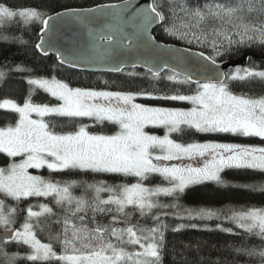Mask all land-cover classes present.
<instances>
[{
	"label": "snow or ice",
	"instance_id": "6c2138e0",
	"mask_svg": "<svg viewBox=\"0 0 264 264\" xmlns=\"http://www.w3.org/2000/svg\"><path fill=\"white\" fill-rule=\"evenodd\" d=\"M130 6V0H124L122 6L65 8L48 15L36 7L0 3V25L12 21L38 23L41 35L35 47L45 55L53 50L61 65L76 66L72 54L66 55L51 41L49 34L55 32L57 23L84 22L93 14H104L106 8L119 11L111 14L113 23L90 31L97 55L89 63L109 59L114 44H122L124 39L129 45L143 40L152 48L163 47L150 34L153 25H163L165 33L189 45L211 50L205 55L204 51L192 53L190 48L175 49L177 55L170 59L145 61L150 80L171 82L175 86L172 94H157L155 83L152 91L141 88L135 92L73 87L53 75L28 79L29 95L23 104L11 99L0 101V109L18 114L14 124L0 126V154L20 158L0 167V264H18L20 253L6 250L13 242L18 247L27 246V255L20 264H164L168 231L164 218L170 214L190 220L215 218L231 222L234 228H222L220 224L216 227L228 233L243 230L241 244L233 249L235 253L264 264V207L224 211L186 208L179 203L191 185L206 181L227 185L229 181L222 176L225 169L264 174V146L216 140L185 143L171 138L194 130L264 141V95L236 93L230 87L232 82H264V70L236 66L224 72L217 63V57L230 54L233 48L264 47V0H151L136 7L125 21L121 13ZM126 23L135 29L131 36L123 32ZM192 56L198 57L195 72L190 67ZM123 69V62H117L110 70ZM164 71L169 75L162 77ZM7 76L8 72L0 70V82ZM182 87L188 89L187 94L180 91ZM39 90L57 103L33 102ZM138 97L188 102L191 107H153L137 103ZM54 118L66 119L69 125H57ZM84 118L94 124L108 122L118 130L112 134L94 133L89 131L92 125L73 123ZM69 126L74 130H63ZM147 126L163 128L164 135L150 134L145 131ZM44 168L50 173L78 170L85 174H117L135 178L136 182L109 185L102 180L56 181L29 171ZM150 177L162 178V182L149 186L146 181ZM77 187L83 190L80 195L73 192ZM243 187L264 192V182ZM102 193L107 194L106 198ZM161 195L173 202L161 203ZM28 198H48L51 203H39L35 206L39 211L29 204L23 222L16 227L19 202ZM8 199L16 205L6 203ZM173 209L175 212L169 211ZM141 219H151L153 225L141 224ZM52 225L59 226V230L53 233ZM185 226L181 224L172 231ZM187 227L196 228L197 224ZM45 230L47 242H42L38 232ZM252 237L259 238L260 243L250 246L244 242ZM199 251V242L182 244L179 250L174 247L173 264H205L202 257H195Z\"/></svg>",
	"mask_w": 264,
	"mask_h": 264
},
{
	"label": "trees",
	"instance_id": "16d2710c",
	"mask_svg": "<svg viewBox=\"0 0 264 264\" xmlns=\"http://www.w3.org/2000/svg\"><path fill=\"white\" fill-rule=\"evenodd\" d=\"M124 0H0V3H6L15 7H36L48 15H53L56 12H61L65 8L83 9L92 8L98 5L118 3ZM154 35L157 40L166 44H175L179 46L188 47L195 50L204 51L207 55L211 50L202 48L198 45H189L186 41L180 40L174 36H169L164 31V26L161 25L154 31ZM7 36L8 39L2 37ZM40 37V25L33 23L31 25H23L22 23H16L12 21L7 25H0V70L8 72V76L3 82H0V101L4 99H11L18 103H23L24 99L29 95L30 85L28 79L35 78L37 76H45L51 78L55 75L58 79L64 80L72 85H79L84 87H98V88H110L111 90H126V91H139L141 88L152 91V83L156 84V88L160 92L162 87H168L163 90L172 94L174 85H170L168 81L161 80L155 82L150 80V73L141 69H129L124 70L119 74H92L88 72H81L74 69H70L62 66L54 55H41L36 44L39 42ZM245 54H252L253 57L248 61L246 67L255 66L257 70H264V47L259 45H253L252 47H240L233 48L230 54L223 57H217V62L222 63L228 60H236L242 58ZM17 66H20L19 69ZM132 75H129V74ZM169 75L165 72L161 76ZM170 85V87H169ZM193 88L195 85L192 86ZM232 91L236 93H248L250 95H264V82L254 80L251 82H232L230 84ZM181 92L187 94L188 89L182 87ZM33 102L36 103H50L55 104L57 101L55 98H51L43 90H39L32 97ZM143 104L148 105H162L172 107L189 106L188 104L176 101H165L157 99H140ZM18 119V114L12 113L9 110L0 109V126H5L8 123L14 124ZM57 125H69V121L63 118H54ZM75 124L84 123L92 125L89 130L93 132H102L112 134L118 130V128L108 122L103 124H94V122L88 118L77 120L73 122ZM61 130L60 128H58ZM63 130H74L71 126L64 128ZM175 140L187 142L193 141H205L206 139H215L219 141H229L234 143L244 144H256L264 145V141L260 138H239L230 134H202L196 133L194 130L187 131L182 136L179 134H173ZM16 158H9L6 154H0V167L6 166L8 163ZM46 178H52L56 181H106L109 185L121 184V183H134L135 178L123 177L117 174H97L88 173L85 174L78 170H65L61 173H50L49 170L43 169L40 173ZM223 178L229 181L227 185H218L215 182H204L201 184H194L189 186L182 194L179 203L186 208H199L210 207L213 209H220L227 211L231 208L241 209L246 207H264V192L259 190L252 191L244 188L245 184H257L264 182V174L253 170H241V169H226L222 173ZM162 178L150 177L146 181L149 186L160 184ZM83 190L79 187L74 188L75 195H80ZM106 198L107 194L102 193ZM161 203H171L172 198L161 196L159 198ZM6 203L15 206L16 202L8 199ZM39 203H51L48 198H28L27 201L19 202L17 225L23 222L26 215V209L29 204L33 205L34 211H39L38 207H35ZM175 212V210H169ZM181 216L184 214L181 213ZM165 223L168 225V231L165 233L167 241V249L164 253V264H173V260L176 259L172 254V249L175 247L180 249L182 244H193L197 242L200 244V251L195 253L196 258H203L205 264H256L255 259H250L246 256H239L233 250L234 247L239 246L242 241L240 235L243 230H235L232 233L221 231L216 227L220 224L222 228H234V225L227 220H190L186 216L180 218V216L172 215L164 218ZM106 222V220H105ZM135 222V221H134ZM141 224L148 226L153 225L151 219H141ZM197 224L196 228L187 227L189 224ZM186 225L178 232H173L172 229L178 228L179 225ZM123 226V225H119ZM59 230V226L52 225L53 233ZM3 228H0V232ZM48 232L45 230L43 233L38 232V238L42 242H47ZM248 245L254 246L260 243L259 238H247L245 241ZM27 246L18 247L15 242L7 245L6 250L9 252H18L20 257L18 258V264H20L22 258L27 255ZM191 258V257H190ZM32 264V262H27Z\"/></svg>",
	"mask_w": 264,
	"mask_h": 264
},
{
	"label": "water",
	"instance_id": "95a60500",
	"mask_svg": "<svg viewBox=\"0 0 264 264\" xmlns=\"http://www.w3.org/2000/svg\"><path fill=\"white\" fill-rule=\"evenodd\" d=\"M151 0H130L131 6L121 13L123 20H129L132 13L135 11L136 7L143 6L146 3H150ZM124 1L111 4H103L98 6L105 5H120L122 6ZM98 6L92 7L96 8ZM88 9V8H83ZM119 11L117 8H106L104 14H93L88 17L84 22L71 20L68 22H58L56 25V30L54 33L49 34L51 36V41L54 43L55 47L65 52L66 55L71 53V58L74 60L76 66L71 64L64 63L62 66L74 69L81 72H88L92 74H119L121 72H114L110 69L114 66H117V62H123L124 70L129 69H141L147 71V68L144 66L145 61L152 60L157 61L159 59H170L171 57L177 55L174 51L175 49H187L188 47L179 46L175 44H166L156 39L154 31L159 28L161 25H153L149 30L150 34L155 38V42H158L161 48H152L149 45H146L143 40H134L132 45L128 44V40L124 39L122 44H114V52L110 55L109 59L104 62L89 63L88 60L97 55L96 51L93 49V40L90 36V31L95 32L98 29L105 28L106 25L113 23L112 13ZM62 12V11H61ZM54 15V14H53ZM123 32L128 36H131L135 29L131 26L130 23L123 24ZM41 35V33H40ZM117 40H120V37L117 36ZM40 43V39L39 42ZM107 43V42H105ZM171 49V50H170ZM191 49V48H190ZM38 52L46 56L45 53L38 49ZM192 53H199L200 50L191 49ZM47 55H54L58 62L60 63L55 52L51 49L48 50ZM205 55H207L205 53ZM249 57H253L252 54H245L242 58L236 60H228L222 63L217 62L221 70L224 72H229L230 69H234L236 66L241 68L246 67L249 61ZM198 57L192 56V63L190 65L193 72L197 71L198 65L196 60ZM136 64V67H131V64ZM122 71V72H123ZM167 71L161 73L164 74ZM3 231L0 232L2 234Z\"/></svg>",
	"mask_w": 264,
	"mask_h": 264
},
{
	"label": "rangeland",
	"instance_id": "374dc122",
	"mask_svg": "<svg viewBox=\"0 0 264 264\" xmlns=\"http://www.w3.org/2000/svg\"><path fill=\"white\" fill-rule=\"evenodd\" d=\"M170 83V85H171V82H169ZM70 84V83H69ZM71 86H73V87H84V86H79V85H72V84H70ZM170 85H169V87H170ZM92 88H96V89H98V90H102V88H98V87H92ZM165 88H168V87H162V89L160 90V92L158 91V93L157 94H164V93H168V94H170L169 92H167V91H165V90H163V89H165ZM103 89H107V90H111L110 88H103ZM111 91H126V90H111ZM135 92V91H134ZM140 99H145V97H138L137 98V100H136V102L137 103H141L139 100ZM147 99V98H146ZM18 103V102H17ZM182 103H184V105L185 104H188L189 106H182V107H172V106H162V105H148V104H145V105H148V106H153V107H165V108H189V107H191V105L188 103V102H182ZM19 104H23V103H19ZM141 104H143V103H141ZM5 110V109H4ZM10 111V110H9ZM35 118V117H34ZM57 130H59V129H57ZM90 131V130H89ZM145 131H148L150 134H155V135H160V136H163L164 135V129L163 128H156V127H153V126H147L146 127V129H145ZM91 132H93V131H91ZM94 133H102V132H94ZM103 134H108V133H103ZM111 134V133H110ZM172 139H174V137H173V135H172V137H171ZM206 140H213V139H206ZM205 140V141H206ZM215 140V139H214ZM179 141V140H178ZM216 141H219V140H216ZM180 142H183V141H180ZM199 142H203V141H199ZM221 142H229V141H221ZM261 146H264V145H262L261 144ZM20 158L19 157H17L16 158V161L18 162V160H19ZM44 169H47V168H44ZM43 169H39V170H37V169H30L29 171L30 172H32L33 174H39L41 171H42ZM48 170V169H47ZM226 170V169H225ZM40 175V174H39ZM206 182H208V181H206ZM212 182V181H211ZM192 186V185H191ZM161 196H163V195H161Z\"/></svg>",
	"mask_w": 264,
	"mask_h": 264
}]
</instances>
